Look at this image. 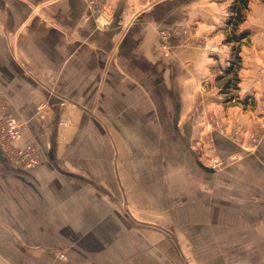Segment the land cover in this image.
<instances>
[{
	"label": "crops",
	"instance_id": "crops-1",
	"mask_svg": "<svg viewBox=\"0 0 264 264\" xmlns=\"http://www.w3.org/2000/svg\"><path fill=\"white\" fill-rule=\"evenodd\" d=\"M227 5L99 0L100 25L86 0H0V101L38 156L23 168L0 149V264H264V137L200 165L240 148L217 130L205 143L190 112L213 60L178 43L187 26L219 38Z\"/></svg>",
	"mask_w": 264,
	"mask_h": 264
},
{
	"label": "rangeland",
	"instance_id": "rangeland-1",
	"mask_svg": "<svg viewBox=\"0 0 264 264\" xmlns=\"http://www.w3.org/2000/svg\"><path fill=\"white\" fill-rule=\"evenodd\" d=\"M232 2L233 0H228L226 13L222 16L221 36L213 38L214 41L208 45L207 53L203 50L205 56L212 58L214 64L210 80L205 79V85L212 90L206 96L200 92V89L198 90L190 113L197 120H204L202 125H206V132L203 135L206 137L207 146L209 141H213L209 131L220 132V129L223 128L230 132L234 131L235 126H238L241 130L243 143L246 140L245 146L253 145L255 148L264 137V74L259 71L264 62V0H249L243 20L239 21L236 27L234 26L236 19L233 16L231 23L226 22L231 16L228 6ZM242 33L243 35L236 40L235 36ZM229 65H233V67L231 71L226 72L225 68ZM227 81H229L228 87H225ZM255 93H257L256 96ZM210 101L213 102L212 106H208ZM226 107H232V113L238 117V112H242L245 116L251 117L252 115V119L255 118L254 123L246 126L241 123L240 118L236 117L234 123L226 129L222 120L223 115L225 117L227 115ZM252 132H254V136H258L257 143L248 139V134ZM202 140L204 139L202 138ZM210 148L214 150L212 146ZM0 149L3 152L2 146ZM214 154H216L215 150L211 155ZM6 157L13 164L19 165L14 159ZM217 169H222V167Z\"/></svg>",
	"mask_w": 264,
	"mask_h": 264
},
{
	"label": "built area",
	"instance_id": "built-area-1",
	"mask_svg": "<svg viewBox=\"0 0 264 264\" xmlns=\"http://www.w3.org/2000/svg\"><path fill=\"white\" fill-rule=\"evenodd\" d=\"M98 2L99 0H86V6H87L86 15L93 16L94 12L98 10L100 15H104V17L106 18V20L103 19L104 22H102L100 25H107L110 19V13L105 9L101 8L100 6H98ZM177 32L179 35V39H178L179 44L185 45V44L194 43L197 45H201L204 52L206 53L208 52L207 49L209 43L204 41V39L201 41L197 40L195 43V40L192 39L191 32L188 27L179 28L177 29ZM169 36H170V32L168 30L166 29L159 30L158 47L165 55L168 54L169 52V41H168ZM259 71L264 74V62L262 63ZM46 108H48V104L46 102H43L36 107V113L41 115L42 112L46 110ZM0 125H2L0 127V146H2L5 156L14 159L19 164V166L23 168H30L34 166L38 161V156L36 153L35 146L33 144H27L24 146L19 144V139L21 138V132L25 126V123L16 119L12 114H8L4 112L1 101H0ZM220 132L222 134H225V136L228 139L232 140L235 144L239 145L241 151L231 153L227 155L225 158H222L217 154L209 155L208 157L209 161L207 164L208 167L212 169L223 167L228 163L234 162L236 160H240L241 158L244 157L243 155L252 152V150L254 149L253 145L246 147L245 143L243 144V140L241 139V130H239L238 126H235L234 131H230V132L221 128ZM248 139H250L254 143H257L256 139H258V136L257 137L254 136V132H252L248 134ZM208 149L211 150L210 147Z\"/></svg>",
	"mask_w": 264,
	"mask_h": 264
},
{
	"label": "trees",
	"instance_id": "trees-1",
	"mask_svg": "<svg viewBox=\"0 0 264 264\" xmlns=\"http://www.w3.org/2000/svg\"><path fill=\"white\" fill-rule=\"evenodd\" d=\"M248 1L249 0H233V2L228 6V11L231 13V16L230 18H228L226 22L231 23V19H232L231 17L233 16V18L236 19L234 21V26L236 27L238 22L243 20L244 11H246V9L248 8ZM242 35L243 33L235 36V39L236 40L239 39ZM232 67L233 65L227 66V68H225V71L226 72L231 71ZM228 82L229 81L225 83V87H228Z\"/></svg>",
	"mask_w": 264,
	"mask_h": 264
},
{
	"label": "water",
	"instance_id": "water-1",
	"mask_svg": "<svg viewBox=\"0 0 264 264\" xmlns=\"http://www.w3.org/2000/svg\"><path fill=\"white\" fill-rule=\"evenodd\" d=\"M205 170H207V171H211L212 169L210 168V167H208V166H204V165H202V164H200Z\"/></svg>",
	"mask_w": 264,
	"mask_h": 264
}]
</instances>
